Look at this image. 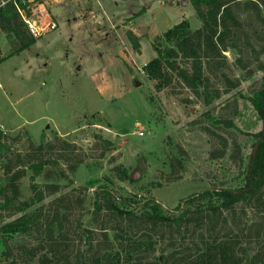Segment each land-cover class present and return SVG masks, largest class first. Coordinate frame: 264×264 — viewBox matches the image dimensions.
<instances>
[{
	"label": "rangeland",
	"instance_id": "1",
	"mask_svg": "<svg viewBox=\"0 0 264 264\" xmlns=\"http://www.w3.org/2000/svg\"><path fill=\"white\" fill-rule=\"evenodd\" d=\"M29 1L33 3L28 19L42 36L0 62V130L10 146L0 153V187L6 176L3 163L50 143V149L46 146L41 152L49 178L43 175L34 183L40 190L44 184H55L58 191L44 193L41 202L24 212H0V225L22 213H40V223L54 222L68 264H95L93 256L113 246L104 233L110 237L115 225L105 210L95 213L94 191L100 185H107L115 197L133 200L131 210L136 214L150 199L172 213L191 195L244 186L254 135L264 131L246 97L258 88L264 71L244 78L233 56L225 53L227 62L210 75L211 86L221 95L204 106L178 82L158 91L142 70L156 56V37L181 20H187L191 30L201 26L189 1ZM48 20L55 29L46 31ZM129 32L137 37L139 51ZM11 49L0 35V55L7 56ZM221 73L237 86H224ZM25 170L19 199L29 202L32 170ZM134 171L138 178L130 180ZM92 180L97 184L87 188ZM247 217L236 222L254 218L250 212ZM131 225L121 227L124 239L148 229L139 220ZM198 225L188 222L179 233L174 226L146 230L153 250L135 254V264H172L171 253L193 254L199 243ZM42 233L43 229L0 237V264H37L20 248L35 245Z\"/></svg>",
	"mask_w": 264,
	"mask_h": 264
},
{
	"label": "trees",
	"instance_id": "2",
	"mask_svg": "<svg viewBox=\"0 0 264 264\" xmlns=\"http://www.w3.org/2000/svg\"><path fill=\"white\" fill-rule=\"evenodd\" d=\"M188 1L194 7L201 26L191 30L188 21L181 20L166 30L161 38L156 37L153 43L156 56L142 70L148 79L156 82L158 91L178 82L188 88L197 101L208 106L221 95L219 88L211 86L210 75L227 62L225 53L233 56V64L245 72L244 78H251L256 71H264L261 60L264 55V0ZM32 3L29 0H0V35L12 47L7 56L0 55V62L33 45L39 38L30 33L25 22L31 15ZM128 38L139 51L137 37L129 32ZM220 79L224 86L232 89L237 86L225 73L220 74ZM246 99L264 124V73L258 88ZM213 121L219 122L217 119ZM254 136V151L241 189H210L191 195L181 202L182 208L175 209L176 213L163 211L150 199L140 214H136L131 210L133 200L128 202L115 197L107 185H100L94 191L95 213L105 210V216L114 221L112 235L109 237L104 233V237L112 243L115 251L112 246L108 248L110 250L106 248L98 252L93 256V263L135 264V254L153 250L146 230L151 231L158 226L172 229L174 226L179 233L186 223L195 222L197 225L200 223L198 228L201 231L194 253H171L168 258H173L172 264H264V131ZM7 138L0 130V153L10 149ZM46 146L50 149L51 144L41 143L30 148L28 154L17 153L15 158L3 163L6 176L0 187V212H24L32 203L41 202L44 193L58 191L55 184H44V189L40 190V185L34 183L37 177L44 175L45 179L49 178V173H44L48 162L41 157ZM3 157L6 158L5 155ZM26 168L32 170V197L29 202H22L19 199V181L26 175ZM69 168L72 170L73 166ZM95 184V180L89 181L87 188ZM249 212L253 214V220L236 222L240 216L248 218ZM40 219V213H22L0 225V237L30 232L37 234L43 229L42 238L35 245L22 246L21 251L31 260L36 258L37 264H68L69 257L63 255V240L58 236L54 222L46 219L40 223ZM136 220L147 224L148 229L138 237L124 239L121 227L132 228L131 224H136ZM203 223L204 229L201 227ZM250 242L254 243L253 247H250ZM6 248V253L10 254V249Z\"/></svg>",
	"mask_w": 264,
	"mask_h": 264
},
{
	"label": "built area",
	"instance_id": "3",
	"mask_svg": "<svg viewBox=\"0 0 264 264\" xmlns=\"http://www.w3.org/2000/svg\"><path fill=\"white\" fill-rule=\"evenodd\" d=\"M26 24H27V27L30 31V33L35 36V37H40V35H42V32H38L37 31V28L36 26L34 25L33 22H31L29 19L25 20ZM55 29V24L53 22L49 23V25L46 27V31H50V30H53ZM38 35V36H37ZM137 126V135L138 136H142L143 135V132L140 128L139 125H136Z\"/></svg>",
	"mask_w": 264,
	"mask_h": 264
},
{
	"label": "water",
	"instance_id": "4",
	"mask_svg": "<svg viewBox=\"0 0 264 264\" xmlns=\"http://www.w3.org/2000/svg\"><path fill=\"white\" fill-rule=\"evenodd\" d=\"M184 3H187L188 0H183ZM138 178V175L136 173V171H134L131 175H130V180H136Z\"/></svg>",
	"mask_w": 264,
	"mask_h": 264
},
{
	"label": "crops",
	"instance_id": "5",
	"mask_svg": "<svg viewBox=\"0 0 264 264\" xmlns=\"http://www.w3.org/2000/svg\"><path fill=\"white\" fill-rule=\"evenodd\" d=\"M48 21H49V20H48ZM44 22H45V21H44ZM49 22H51V21H49ZM49 22H48V23H49ZM45 23H47V21H46ZM41 36H42V35H41ZM37 40H38V39H37Z\"/></svg>",
	"mask_w": 264,
	"mask_h": 264
}]
</instances>
